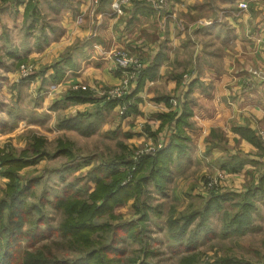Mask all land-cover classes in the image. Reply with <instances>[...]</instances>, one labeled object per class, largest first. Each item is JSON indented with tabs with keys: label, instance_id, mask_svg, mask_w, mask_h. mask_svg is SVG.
Segmentation results:
<instances>
[{
	"label": "crops",
	"instance_id": "crops-1",
	"mask_svg": "<svg viewBox=\"0 0 264 264\" xmlns=\"http://www.w3.org/2000/svg\"><path fill=\"white\" fill-rule=\"evenodd\" d=\"M117 1L0 0V46L28 62L39 87L54 82L42 85L51 90L45 95L52 92L48 102L83 95L78 102L64 99L59 109L80 127L97 126L93 136L119 130L131 148L172 146L167 190L182 176L208 179L207 163L218 166L213 176L226 173L223 186L260 181L264 0H167L160 9L137 0L122 15L113 11ZM240 2L248 9L240 10ZM199 44L194 64L191 53ZM118 50L144 65L123 116L102 96L124 78L112 57ZM235 162L242 164L239 171L223 169Z\"/></svg>",
	"mask_w": 264,
	"mask_h": 264
},
{
	"label": "rangeland",
	"instance_id": "rangeland-1",
	"mask_svg": "<svg viewBox=\"0 0 264 264\" xmlns=\"http://www.w3.org/2000/svg\"><path fill=\"white\" fill-rule=\"evenodd\" d=\"M2 34L6 33L2 31ZM2 42L3 40L0 41ZM27 48V46L23 47L24 50ZM9 52V47L2 50L0 46V158L11 157L5 166L0 167V204L8 200L12 194L10 190L12 182L5 172L19 163L21 166L14 171L15 182L18 184L16 188L22 191L26 189V192L21 200L23 206L17 205V207L23 209L26 204L28 208L35 209L31 212L33 215L38 216L41 213L46 222L57 228L65 222L67 215L62 209L56 208V200L72 196L87 200L96 189L91 175L95 168L123 153L128 161H133L134 167L131 170L135 171V164L152 153L146 154L143 151L145 145L137 148L129 147L119 130L94 136L80 134L85 129L91 133L97 126H93L92 123L84 128L75 121H68L64 111L59 109L66 95H61L60 99L51 98L45 104L49 92L48 95L45 93L54 82L50 83L48 79L45 83L40 81L39 87V83L35 81L36 74L33 73V68L27 64L28 62L19 58L12 59L13 57L8 55ZM22 67L29 69L28 75L23 72ZM34 84L37 85L35 88L32 87ZM43 84H48L49 88L42 89ZM123 103L117 102L119 114ZM53 117H55L54 122ZM36 126L40 129L35 128ZM61 128L65 132L57 131ZM64 144L70 150L69 155L59 154ZM153 145L155 150L153 153L161 149L160 145ZM23 161L26 164L22 163ZM208 164L204 166L205 169H210L205 175L208 179H203L201 176L198 178L182 176L180 177L183 178L182 181L180 178L172 181L166 195L157 191L153 183L147 185L141 204H146L149 213V232L146 240L149 250L146 259L149 263L179 264L181 256L174 255L170 251L171 232L168 230L167 220L171 213L179 217L192 211L203 210L213 192L215 194L230 192L233 196L223 204L222 211L211 216L208 223L210 234L203 233L198 239L196 251L199 253L197 254L199 262L195 264H213L220 258H234L251 264L263 263L264 183L261 184V180L257 182L248 180L241 184L223 186L227 178L226 173L220 171L213 176V173L219 170L218 166L213 163L211 166ZM259 167L260 178L264 179V166ZM122 168L127 169L125 166ZM83 169L87 171L83 172ZM77 173L81 174L76 175ZM127 178L123 184L130 183L131 172ZM189 182L195 185L192 187ZM245 195H249L255 203L252 225L241 234L227 232L224 230L225 214L231 217L240 212V205L243 203L241 196ZM136 210L139 211L138 208L135 209L134 200L127 204H119L114 208L111 216L105 214L96 221V224L115 226L129 222L137 219ZM28 228L26 222L24 230ZM121 237L125 238L126 235L122 234ZM94 238L103 240L107 245L113 240V233L100 230ZM118 244L126 249L124 257L126 264H139L144 260L146 251L144 246L131 240H126L125 243L118 241ZM38 246L45 255H53L62 260L73 261L83 256L81 250L62 246L57 236Z\"/></svg>",
	"mask_w": 264,
	"mask_h": 264
},
{
	"label": "trees",
	"instance_id": "trees-1",
	"mask_svg": "<svg viewBox=\"0 0 264 264\" xmlns=\"http://www.w3.org/2000/svg\"><path fill=\"white\" fill-rule=\"evenodd\" d=\"M82 96L71 92L65 100L78 102L83 100ZM129 101L128 95L124 100L128 108L130 106ZM108 103L117 105V102ZM86 134L89 135L90 133L87 132ZM262 145L264 146L263 141ZM69 152L68 146L64 144L62 145V152L59 154L69 155ZM173 152L174 149L170 146L156 153L148 154L135 164V171L131 170L134 167L132 166L133 161H128L123 153L98 166L91 174L96 189L87 200L78 196L56 200V208L62 209L67 215L65 222L57 228H53L50 223L46 222L41 213L38 216L33 215L31 212L35 209L28 208L26 204L23 209L17 207V205L23 206L21 200L26 192V189L22 191L16 188L18 184L15 182L14 171L19 169L21 165L18 163L8 168L5 174L12 182L10 184L12 194L8 200L0 204V264H126L124 261L126 249L123 245L121 247L118 244V241L125 243L126 240L144 246L145 257L139 264H151L146 259L149 251L146 242L149 232V213L146 204H141V198L149 183H153L157 191L166 195ZM10 159L9 156L0 158V167L5 166ZM22 163L26 164L25 161ZM123 166L127 169L124 170ZM241 167V163L235 162L229 167H223V169L235 173ZM130 172L132 173L130 183L123 184L128 179ZM260 182L263 184L264 179H261ZM232 196L230 192L218 194L213 192L206 201L203 210L192 211L179 217H176L174 213L170 214L167 220L168 230L171 232L172 245L170 251L174 255L181 256L179 264L199 262L197 255L199 253L196 251L198 239L203 233L210 234L208 223L211 216L222 211L223 204ZM241 198L243 201L240 205L241 211L231 217L225 214L226 225L224 230L227 232L241 234L252 225L255 203L249 195L241 196ZM131 200H134L135 209H139L135 212L138 215L137 219L115 226L96 224V221L103 218L105 214L111 216L117 205L127 204ZM26 222H28L29 228L24 230ZM100 230L113 233V240L109 244L106 245L103 240L97 239L98 235H96L97 238H94ZM122 234H125L126 237H121ZM53 236L60 238L62 246L81 250L83 256L73 261H67L58 259L53 255H45V252L38 245ZM213 264L251 263L234 258H220L215 260Z\"/></svg>",
	"mask_w": 264,
	"mask_h": 264
},
{
	"label": "built area",
	"instance_id": "built-area-1",
	"mask_svg": "<svg viewBox=\"0 0 264 264\" xmlns=\"http://www.w3.org/2000/svg\"><path fill=\"white\" fill-rule=\"evenodd\" d=\"M137 0H118L113 4V11L119 15L123 14V7L129 3H132ZM150 5L151 7H154L156 9L164 8L166 6V0H141ZM248 3L247 2H240L238 5V8L240 10H247L248 9ZM112 57L117 65V67L122 71L124 78L121 79L119 84L115 86L112 89L107 90L105 93H103V97L108 102H115L118 103L124 102L125 98L129 94V88L132 84V82L136 81L143 68L144 65L142 61L135 55L131 54L128 51L125 50H118L113 52ZM23 72L28 75L29 69L26 67H22ZM185 79H188L186 76ZM127 110V104L123 103V105L120 107V114L123 115L125 111ZM260 137L262 141H264V132H260ZM143 151L148 153H153L154 145H147L143 147Z\"/></svg>",
	"mask_w": 264,
	"mask_h": 264
},
{
	"label": "clouds",
	"instance_id": "clouds-1",
	"mask_svg": "<svg viewBox=\"0 0 264 264\" xmlns=\"http://www.w3.org/2000/svg\"><path fill=\"white\" fill-rule=\"evenodd\" d=\"M205 23H211V20H208V21H205ZM228 23L229 24H231V20H229L228 21ZM233 27H234V25H233ZM246 31H247V29H246ZM17 41H18V39H17ZM201 47H203V44H199L193 51H192V53H191V55H192V57H193V63L195 64V57H196V55L197 54H200V48ZM205 83L207 84V81H205ZM37 85L36 84H34L32 87L33 88H35ZM33 94H35V93H33ZM51 95H52V92H50L49 93V98L51 97ZM48 103V100H45V104H47ZM70 111H75L74 109H70ZM55 121V117H53V122ZM105 127H107V125H105ZM202 150V149H201ZM219 155H221V153H219V152H214L213 153V157H216V156H219ZM83 172H86L87 171V169H83L82 170ZM81 173H77L76 175H80Z\"/></svg>",
	"mask_w": 264,
	"mask_h": 264
}]
</instances>
